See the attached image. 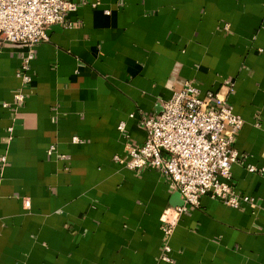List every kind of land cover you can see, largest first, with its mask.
I'll return each mask as SVG.
<instances>
[{
    "label": "crops",
    "instance_id": "obj_1",
    "mask_svg": "<svg viewBox=\"0 0 264 264\" xmlns=\"http://www.w3.org/2000/svg\"><path fill=\"white\" fill-rule=\"evenodd\" d=\"M71 1V27L31 51V88L28 50L0 41V264H168L161 216L177 192L114 159L187 82L243 120L230 184L256 208L202 197L169 264H264V175L247 169H264V0Z\"/></svg>",
    "mask_w": 264,
    "mask_h": 264
},
{
    "label": "built area",
    "instance_id": "obj_2",
    "mask_svg": "<svg viewBox=\"0 0 264 264\" xmlns=\"http://www.w3.org/2000/svg\"><path fill=\"white\" fill-rule=\"evenodd\" d=\"M77 8L78 4L71 0H0V41L28 50L18 75L24 89L32 84L28 74L32 49L46 39L51 27L70 28L66 17ZM21 91L14 95L15 108L25 102ZM140 123L146 131L145 142L130 148L127 160L119 157L114 160L132 171L158 169L179 194L183 204L167 207L161 216L160 259L169 264L173 232L183 215L199 208L202 197L218 200L234 210L244 205L256 208L254 198L238 195L230 184L232 166L240 160L234 145L244 122L225 99L214 92L202 95L195 85L187 82L162 104L158 117L145 116ZM118 130L123 132L124 125ZM247 169L252 174L264 175V169ZM26 206L29 207V202Z\"/></svg>",
    "mask_w": 264,
    "mask_h": 264
},
{
    "label": "water",
    "instance_id": "obj_3",
    "mask_svg": "<svg viewBox=\"0 0 264 264\" xmlns=\"http://www.w3.org/2000/svg\"><path fill=\"white\" fill-rule=\"evenodd\" d=\"M183 203L182 201L180 200V196L178 193H176L174 196H173V199L171 201V205L173 207H178V206H181Z\"/></svg>",
    "mask_w": 264,
    "mask_h": 264
}]
</instances>
